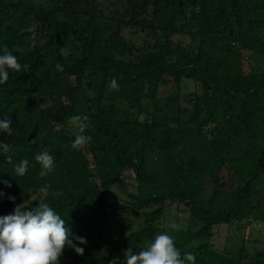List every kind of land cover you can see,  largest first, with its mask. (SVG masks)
I'll return each instance as SVG.
<instances>
[{
  "label": "trees",
  "instance_id": "1",
  "mask_svg": "<svg viewBox=\"0 0 264 264\" xmlns=\"http://www.w3.org/2000/svg\"><path fill=\"white\" fill-rule=\"evenodd\" d=\"M127 29L145 34L142 46ZM5 46L30 67L0 84V120L12 121L11 136L0 132L9 146L0 180L12 185L0 183V216L37 206L50 185L45 202L87 241L83 256L67 248L60 264H125L130 247L165 232L166 205L179 202L190 222L187 240H175L182 259L264 264V249L190 246L264 205V0H0V55ZM185 79L199 86L193 97L183 96ZM74 115L90 122L82 149L72 147ZM43 150L56 162L46 177L34 159ZM23 159L21 177L13 165ZM127 182L137 192L112 198ZM117 212L141 213L143 227L93 240Z\"/></svg>",
  "mask_w": 264,
  "mask_h": 264
},
{
  "label": "clouds",
  "instance_id": "2",
  "mask_svg": "<svg viewBox=\"0 0 264 264\" xmlns=\"http://www.w3.org/2000/svg\"><path fill=\"white\" fill-rule=\"evenodd\" d=\"M29 67L28 64L22 65L5 46L0 55V84L8 81L9 70L28 71ZM56 68L61 72L64 70L59 63ZM110 86L118 89L115 78ZM69 124L78 130L72 144L74 149H82L91 143L92 137L85 134L90 126L87 115H74L70 117ZM0 132L12 135L10 119L0 120ZM0 149L6 153L9 146L0 141ZM34 159L40 165V177H46L55 170V158L47 150L37 152ZM7 163H12L11 157H8ZM13 168L16 175L23 177L28 171V160H21ZM0 183L12 187L8 181L0 180ZM50 187L46 184L39 188L37 206H29L25 202L17 205L12 214L0 216V264H60V258L67 248L83 256L84 248L77 245H85L86 238L74 236L65 219L45 202ZM4 195L0 191V198ZM8 199L15 202V197L9 196ZM169 227L178 230L179 225L172 223ZM124 255L125 264H185V261L195 264L196 259L190 252H186L182 259L174 237L167 232L157 234L153 242L138 253H134L130 247ZM109 264H117V260L113 259Z\"/></svg>",
  "mask_w": 264,
  "mask_h": 264
},
{
  "label": "rangeland",
  "instance_id": "3",
  "mask_svg": "<svg viewBox=\"0 0 264 264\" xmlns=\"http://www.w3.org/2000/svg\"><path fill=\"white\" fill-rule=\"evenodd\" d=\"M125 33L127 38L138 46H142L145 42V34L142 32H135L134 29H127ZM175 39L183 43L189 41V37L184 34H176ZM198 88L199 86L196 82L185 79L182 91L183 96L193 97ZM118 105L121 107V111H125L127 108L125 103ZM262 184H264V180ZM112 191V198H117L125 202L127 201L128 193L137 192V188L135 185L128 183L122 186L117 185L113 187ZM260 196L262 195L260 194ZM263 206L264 205L259 204L256 209H254V212L242 221H236L232 224L222 223L215 226L212 236L203 239H195L190 242V246H198L200 243H205L219 251H233L244 246L246 251L250 254L264 249V221L260 218V208ZM172 223L179 225L178 230H173L169 227ZM143 225L144 217L141 213L117 212L106 218L105 229L102 231L101 235L95 236L93 240L107 239L115 241L125 234L140 229ZM160 225L164 228L165 232L172 235L176 241H186L188 238V229L190 227L189 211L187 207L179 202H168L166 211L160 220ZM197 228V225L193 226V229ZM150 243L151 242H149L147 246ZM105 251H107V249Z\"/></svg>",
  "mask_w": 264,
  "mask_h": 264
}]
</instances>
